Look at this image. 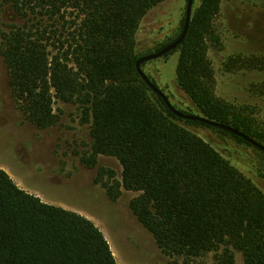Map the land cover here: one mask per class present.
Instances as JSON below:
<instances>
[{"label":"trees","instance_id":"16d2710c","mask_svg":"<svg viewBox=\"0 0 264 264\" xmlns=\"http://www.w3.org/2000/svg\"><path fill=\"white\" fill-rule=\"evenodd\" d=\"M164 0H0L22 24L1 33L0 54L16 104L37 128L55 125L54 100L76 104L89 123L90 145L79 159L96 167L94 182L112 200L138 192L129 207L172 264H264V193L187 125L211 129L264 151L224 129L177 117L139 76L134 34ZM222 0L192 10L178 50L175 77L200 115L237 128L264 145V129L247 106L219 97L208 56L220 42ZM143 63H141L142 65ZM140 65V66H141ZM227 71L264 68V56L234 55ZM178 110L169 95L147 76ZM100 155L121 165L98 166ZM0 264H119L103 232L86 216L22 189L0 167Z\"/></svg>","mask_w":264,"mask_h":264},{"label":"rangeland","instance_id":"374dc122","mask_svg":"<svg viewBox=\"0 0 264 264\" xmlns=\"http://www.w3.org/2000/svg\"><path fill=\"white\" fill-rule=\"evenodd\" d=\"M201 0H193L192 10ZM186 0H164L139 21L134 34L137 51L154 50L175 37L184 18ZM22 20L9 4L0 2V37ZM220 42L210 46L208 56L215 73L216 94L230 102L247 106L264 129V68L227 71L223 63L234 55L264 56V0H222L216 19ZM178 50L142 62L141 70L155 80L176 107L191 113L199 111L176 82ZM58 117L55 125L39 129L16 104L10 86L7 64L0 54V167L22 189L41 200L76 211L91 219L103 232L119 264H172L152 234L132 213L129 202L138 194L122 189L112 200L94 182L96 167L80 163L89 148V123H83L76 104L54 100ZM188 128L208 142L264 193V158L251 146L220 138L211 129L197 125ZM98 166L112 168L120 178L121 165L113 156L100 155ZM212 264L213 253L202 257ZM244 264L235 251V263Z\"/></svg>","mask_w":264,"mask_h":264},{"label":"water","instance_id":"95a60500","mask_svg":"<svg viewBox=\"0 0 264 264\" xmlns=\"http://www.w3.org/2000/svg\"><path fill=\"white\" fill-rule=\"evenodd\" d=\"M192 4H193V0H186V5H185V13H184V23H183V28L180 32V34L177 36V38H175L173 41H171L170 43L166 44L165 46H163L160 50L144 55L142 57H140L136 62H135V68L137 70V73L139 74V76L146 82V84L151 87L157 94H159L164 102L166 103L167 107L169 108V110L171 112H173L177 117L181 118V119H187V120H196L202 123H205L207 125H211L214 127H218L221 129H224L232 134H235L241 138H243L245 141H247L248 143L252 144L253 146L261 149L264 151V145L257 142L255 139H253L252 137L248 136L247 134H245L244 132H242L241 130L234 128L228 124H224L212 119H208L207 117L200 115V114H188V113H184L181 112L180 110L176 109L168 100V98L158 89L156 88L149 80V78L144 74V72L141 70V63L147 60H151V59H155L158 57H161L163 55H165L166 53L172 51L173 49H175L180 42L182 41V39L184 38L186 31L188 29L189 26V22H190V18H191V13H192Z\"/></svg>","mask_w":264,"mask_h":264}]
</instances>
